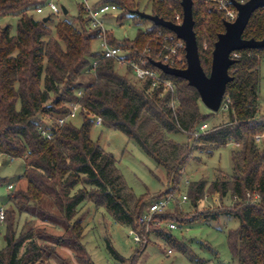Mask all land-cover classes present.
Returning a JSON list of instances; mask_svg holds the SVG:
<instances>
[{"label":"trees","instance_id":"trees-1","mask_svg":"<svg viewBox=\"0 0 264 264\" xmlns=\"http://www.w3.org/2000/svg\"><path fill=\"white\" fill-rule=\"evenodd\" d=\"M140 2L97 0L95 4H117L123 11L120 19L131 16L137 21L149 20L135 13L141 9ZM42 3L0 0V17L18 15L15 31L11 23L0 25V154L25 161L24 172L17 180H24L26 189L8 195L15 206L28 212V203L50 201L58 213L56 220L66 223L64 233L50 239L54 245L73 251L79 264H95L82 243L84 226L78 217L79 209L88 202L105 208L115 221L141 234L143 240L137 243L136 254L147 247L151 234L185 252L182 241L168 226L152 225L150 233L145 232L140 217L147 207L148 194L136 195L114 154L92 139L96 117L102 118V125L126 134L165 170L171 185L165 194L177 192L188 163L200 159L196 151L212 154L232 142L240 143L241 147L231 152L232 174L222 171L212 181L193 179L188 183L186 196L195 207L206 194L219 197L220 206L194 214L169 207L156 218L177 223L217 219L221 215L235 218L239 226L229 231L228 242L237 264H264V114L260 112L258 90L264 48L235 51L239 57L233 56L236 61L229 69L233 79L224 96V100L229 98V120L195 136V130L217 112L201 110L200 94L187 80L164 73L150 61V68L174 81L175 90L163 84L152 88L151 80H131L117 71L113 58L93 50L92 42L97 40L99 29L90 27L84 5L79 6L75 24L64 12L62 18L51 15L47 21L35 17L34 9ZM229 7L235 8L230 1ZM141 10L177 23L183 18L181 0H151L150 9ZM193 14L201 63L209 74L214 45L228 17L216 0H194ZM107 34L109 43L129 50L131 58H158L155 53L161 49L164 36L175 35L153 22L146 30L140 29L133 40H116L109 30ZM243 37L264 38V7L254 11ZM185 53L182 48L183 61H177L176 67H186ZM95 59L98 63L94 67ZM75 105L80 106L82 124L74 125L71 117L60 124L59 119L70 114ZM41 116L52 121L47 127L50 138L40 129ZM176 132L186 133L188 142L170 138L169 134ZM258 135L262 136L259 142ZM7 181L0 178V185ZM228 194L231 205L223 203ZM44 220L48 221L46 216ZM33 236L31 232L17 236L12 225L7 227L6 244L0 246V264H44L52 256L69 264L56 248L39 244ZM107 249L122 262L123 256L108 240Z\"/></svg>","mask_w":264,"mask_h":264},{"label":"rangeland","instance_id":"rangeland-1","mask_svg":"<svg viewBox=\"0 0 264 264\" xmlns=\"http://www.w3.org/2000/svg\"><path fill=\"white\" fill-rule=\"evenodd\" d=\"M60 6L68 9V19L78 24L75 16L78 13L79 6L83 0H53ZM89 3H96L97 0H88ZM83 5V4H82ZM151 0H141V9H150ZM140 9V10H141ZM31 12V11H30ZM48 14V9L45 10ZM123 11L121 9L103 16L104 27L113 33L116 40L135 39L140 29L146 30L152 25L149 20H139L126 16L120 19ZM57 18H62L63 14ZM18 15H4L0 17V25L6 26L12 24L15 31L16 19ZM40 18L41 15L35 14ZM52 26V25H51ZM94 51H100L99 40L92 42ZM116 69L120 74L126 75L131 80L133 74L128 72L124 65L116 63ZM261 82L259 85V104L260 112L264 114V57L260 63ZM89 79H91L89 77ZM200 107L203 112L210 111L200 100ZM80 106L76 115L71 117L73 124L80 126L83 122V116L79 113ZM229 116L226 110H219L217 114L208 119L206 123L210 127L228 122ZM40 123L43 127L51 126L52 121L47 116L40 117ZM170 138L180 143H187L189 138L184 132L170 133ZM92 139L99 141L107 151L112 152L117 159V165L123 174L125 181L133 192L140 196L148 194L147 205L157 196L165 195V192L171 190V185L167 180L166 172L159 167L152 158H150L142 149L120 130L104 125H94L91 131ZM241 147L233 142L227 146L215 150L212 154H207L204 150L195 152L199 160H191L185 170L181 185L174 192L175 200L170 208L177 206L179 211L194 214L210 207H217L222 204L219 197H209L207 194L204 199L199 201L195 207L190 199L184 196L188 192V183L190 180L205 179L212 181L220 172L229 175L232 174L231 152ZM24 158L10 157L0 154V178L8 181L0 185V210L5 211V218H0V246L4 247V240L7 227L12 225L17 236L21 234H34L39 244L48 245L49 249L56 248L69 264H79L74 259V252L65 246H56L52 243L50 236L63 234L66 223L63 219L56 220L58 213L53 208L50 201L28 203V212H22L18 209L13 200L9 198L10 193L15 190L26 189V182L18 181L20 175L24 172ZM78 186H81L79 184ZM19 200V199H17ZM225 205H231L232 199L228 194L224 199ZM175 204V205H174ZM169 208V210H170ZM48 221L44 220V217ZM54 218H53V217ZM57 216V217H56ZM78 217L84 226L82 243L90 254L95 264H237L233 257L228 242L229 231L238 228L239 221L225 215L217 219L205 220L197 219L190 223H177L178 227L172 230L175 238L185 246L186 251H182L176 246L159 238L155 234L150 235V242L145 249H139L136 254L137 244L131 241L128 236L129 229L114 220L112 215L103 207H97L88 202L81 206ZM59 219V218H58ZM43 238L41 239V237ZM107 240L114 245L116 250L123 256L122 262L114 259L107 249ZM172 249V252H169ZM70 261H69V260ZM64 261V262H65ZM44 264H63L62 258L52 256L45 259Z\"/></svg>","mask_w":264,"mask_h":264},{"label":"water","instance_id":"water-1","mask_svg":"<svg viewBox=\"0 0 264 264\" xmlns=\"http://www.w3.org/2000/svg\"><path fill=\"white\" fill-rule=\"evenodd\" d=\"M230 2L237 9V17L233 21H224L225 30L218 34V39L215 42L209 74L204 70L200 59L199 46L194 29V0H181L183 18L179 23L166 20L140 9L134 10L141 17L171 30L178 38L184 41L186 67L171 66L161 60H155L151 56L149 61L164 73L187 80L191 86L198 90L202 103L213 112L220 110L227 84L233 79L229 72L230 66L236 61L232 57V53L244 48H264V38L257 40L243 37V32L252 14L256 9L264 7V0H247L245 2L230 0ZM62 8L63 12L67 14L68 9L65 6H62ZM48 19L49 16L43 18L44 21Z\"/></svg>","mask_w":264,"mask_h":264},{"label":"built area","instance_id":"built-area-1","mask_svg":"<svg viewBox=\"0 0 264 264\" xmlns=\"http://www.w3.org/2000/svg\"><path fill=\"white\" fill-rule=\"evenodd\" d=\"M43 3L38 5L34 9L35 14L41 15V17L51 16L55 14H63V8L58 3L53 0H42ZM220 5V8L226 10L227 19L229 21H233L237 17V9L229 7L230 0H216ZM240 2H245L247 0H239ZM82 4L84 5V9L86 12V16L89 17L90 27L99 29L98 40L100 42L101 55L106 58H113L115 62L125 67H130V72L133 74L134 79L139 81L151 80L152 88L163 84L166 89H170L172 92L175 90V83L172 79L166 78L162 76V73L157 70L150 68L149 57L145 55L140 56L138 58L128 57L129 50L122 46H114L109 43V37L107 34V29L104 27L103 16L106 14H112L113 12L119 10V6L115 3H104L100 5H96L94 2L91 4L88 0H83ZM48 9L49 13L47 14L45 10ZM176 18L181 20V16L177 15ZM179 23V22H178ZM161 34V32H160ZM164 41L161 44V49L156 51V56L158 58H154L155 60H161L165 63H168L171 66H176L175 63L177 61H183L182 56L180 55V50L185 48V43L182 39L178 38L176 35H165ZM148 50V49H147ZM149 51V50H148ZM239 57L238 52H233L232 57ZM98 63V59L93 61V66L95 67ZM78 105L73 107V110L67 116H64L59 119V123L63 124L70 117H74L76 115V111L78 110ZM229 108V98L227 97L225 100L223 99L220 110H228ZM51 125V124H50ZM95 125H102V118L96 117ZM48 126H40L42 133L48 138L51 137V132L47 128ZM210 126L208 123H203L201 126L195 130L194 135L199 136L200 134L208 131ZM260 135L257 136V141L261 140ZM236 145H240V143H236ZM256 197H259L258 195ZM187 199V196H184ZM175 196L174 194H165L161 196H157L152 199L147 205L144 213L140 217V224L144 225L145 232L148 234L151 231L152 225H166L170 229H176L178 227L175 221H162L156 218L157 214H161L165 212L170 205L174 202ZM0 218L3 220L5 218V211L3 209L0 210ZM129 233L128 236L131 238V241L134 243H139L143 240L141 234L133 228H128ZM146 241V239H144ZM169 252H172V249H169Z\"/></svg>","mask_w":264,"mask_h":264}]
</instances>
